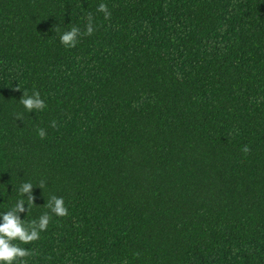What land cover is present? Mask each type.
Segmentation results:
<instances>
[{"label":"trees","instance_id":"trees-1","mask_svg":"<svg viewBox=\"0 0 264 264\" xmlns=\"http://www.w3.org/2000/svg\"><path fill=\"white\" fill-rule=\"evenodd\" d=\"M24 182L69 213L27 264H264V0H0V213Z\"/></svg>","mask_w":264,"mask_h":264},{"label":"clouds","instance_id":"clouds-1","mask_svg":"<svg viewBox=\"0 0 264 264\" xmlns=\"http://www.w3.org/2000/svg\"><path fill=\"white\" fill-rule=\"evenodd\" d=\"M97 11L103 13L106 20L111 18V12L106 4L100 3L97 6ZM86 21L83 32L79 27L73 25L70 30L60 35V43L66 48H74L82 35L91 36L95 31L92 13H88ZM19 102L27 112L43 111L47 107L38 90H33L31 95L25 90ZM16 120H23V114L18 113ZM50 127L56 128L57 122L55 120L51 121ZM37 134L41 139H44L46 129L39 128ZM242 151L247 154L251 149L248 145H245ZM45 186L46 182L41 180L36 187L43 189ZM33 187L31 182L22 183L18 190L21 198L17 199L14 206L9 210L0 213V264H27L26 258L32 256L33 251L21 245H27L38 240L40 233L47 230L52 215L65 217L69 214L64 198L53 194L50 195L45 205L49 212H44L38 219L30 221L22 219L20 214L26 213L32 205H35V197L32 194ZM23 197H26V200ZM123 264H127V261Z\"/></svg>","mask_w":264,"mask_h":264}]
</instances>
